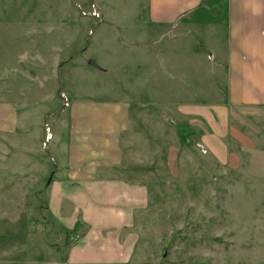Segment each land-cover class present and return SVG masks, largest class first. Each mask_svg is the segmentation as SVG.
I'll use <instances>...</instances> for the list:
<instances>
[{"label": "crops", "instance_id": "0c3cea01", "mask_svg": "<svg viewBox=\"0 0 264 264\" xmlns=\"http://www.w3.org/2000/svg\"><path fill=\"white\" fill-rule=\"evenodd\" d=\"M102 1L93 33L118 29L135 39L126 47L103 41L110 45L103 72L120 65L121 90L118 97L67 104L47 181L50 217L80 236L78 245H70V258L89 264L133 256L160 160L174 176L176 161L194 146L200 157L264 181V0H124L116 8ZM99 64L90 65L100 70ZM17 112L0 103V132L14 133L28 122V136L30 115ZM23 136L5 138L31 149ZM124 136L150 149L145 158L151 169L138 168L143 150L124 164L131 158H124ZM91 240L96 245L88 251Z\"/></svg>", "mask_w": 264, "mask_h": 264}, {"label": "rangeland", "instance_id": "374dc122", "mask_svg": "<svg viewBox=\"0 0 264 264\" xmlns=\"http://www.w3.org/2000/svg\"><path fill=\"white\" fill-rule=\"evenodd\" d=\"M98 1L62 0L61 9L59 0H0V103L30 115L28 136V122L14 133L0 132V264H89L87 258H70V245H78L80 236L50 217L47 181L57 158L52 144L55 134H61L60 120L67 119V104L119 96L120 65L103 72L110 46L104 47V39L112 47L135 44L118 29L105 36L93 33L102 20ZM122 1L104 4L116 8ZM111 58L119 63L118 56ZM90 59L102 68L92 67ZM6 136L25 137L31 149L7 144ZM134 139L121 140L124 158L131 155L124 164L134 163L136 150H143L138 168L151 169V159L145 158L150 149ZM193 148L176 161L174 176L163 161L154 166L156 183L138 225L133 256L104 264H264V181L243 169L216 165ZM29 155L32 160L24 161ZM95 245L91 240L85 246L89 251ZM94 254L99 256L97 247Z\"/></svg>", "mask_w": 264, "mask_h": 264}, {"label": "built area", "instance_id": "2783aa9c", "mask_svg": "<svg viewBox=\"0 0 264 264\" xmlns=\"http://www.w3.org/2000/svg\"><path fill=\"white\" fill-rule=\"evenodd\" d=\"M197 146L202 153L205 152V148L200 143H198Z\"/></svg>", "mask_w": 264, "mask_h": 264}, {"label": "water", "instance_id": "95a60500", "mask_svg": "<svg viewBox=\"0 0 264 264\" xmlns=\"http://www.w3.org/2000/svg\"><path fill=\"white\" fill-rule=\"evenodd\" d=\"M88 63H89V64H92V65H95V66H96V63H95V61H94V60H92V59L88 60Z\"/></svg>", "mask_w": 264, "mask_h": 264}]
</instances>
